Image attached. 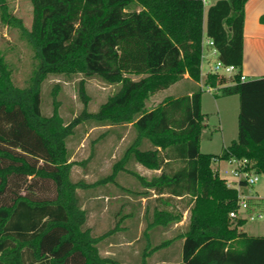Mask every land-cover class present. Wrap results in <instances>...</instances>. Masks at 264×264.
<instances>
[{
  "label": "trees",
  "instance_id": "16d2710c",
  "mask_svg": "<svg viewBox=\"0 0 264 264\" xmlns=\"http://www.w3.org/2000/svg\"><path fill=\"white\" fill-rule=\"evenodd\" d=\"M138 1L144 9L137 13L125 11L134 0H29L28 29L7 0H0V23L18 31L37 62L26 86L19 88L0 53V264H120L98 251L118 224L93 236L77 191L114 183L129 161L156 170L164 158L183 166L173 175L135 177L144 190L189 197L180 264H264V236L238 231L245 219L229 217L238 209V191L212 167L214 160L245 158L256 174L264 175V78L240 81L247 0L210 5L205 32L202 0ZM259 22L264 25V14ZM204 34L213 41L218 59L238 69L232 85L214 75L204 80L212 87L225 85L221 97L239 98L237 139L219 155L200 152V87L193 85L190 96L169 97L152 110L146 108L151 95L184 75L200 82ZM79 75L117 88L96 112L84 109L69 123L55 100L51 115L43 116V82ZM82 123L131 124L134 133L111 174L93 184L71 180L74 162L67 140ZM144 141L152 148L141 149ZM179 219V214L156 211L151 224L165 227Z\"/></svg>",
  "mask_w": 264,
  "mask_h": 264
},
{
  "label": "rangeland",
  "instance_id": "374dc122",
  "mask_svg": "<svg viewBox=\"0 0 264 264\" xmlns=\"http://www.w3.org/2000/svg\"><path fill=\"white\" fill-rule=\"evenodd\" d=\"M7 2L12 13L20 18L24 26L29 29L32 20V7L29 0H7ZM0 53L11 69L12 83L19 88L25 87L37 62L33 59L32 50L19 36L18 31L1 23ZM215 60L216 57L214 56L209 58L211 64ZM207 69L206 65L203 71L206 72ZM202 78L204 81L205 76ZM226 81L229 85L230 80L227 79ZM80 82H82V98L79 94ZM116 88L104 84L97 78H84L79 75L66 80L62 77L51 76L41 86V114L43 116L51 115L52 103L55 100L59 115L65 123H69L79 117L84 109L89 113L96 112ZM201 100L204 127L200 135V152L219 155L224 148L237 139L239 98L237 95L221 97L220 92L216 90L210 93L202 91ZM123 133L121 128H113L110 131L104 127H93V124L90 123H82L76 126L74 134L67 140L70 161L74 162L71 180L83 179L86 183L91 184L109 174L112 164L121 157L124 149L128 146V141L132 138V130H129L125 141L120 144L119 136ZM127 168L134 170L133 163L130 162ZM257 177L256 184L245 188L243 192L244 196L248 197L260 196L261 204L259 207L256 206L258 211L255 212L249 205L247 206L248 212L243 209L239 210L242 218L245 219V224L241 230L249 236H264V175L260 174ZM123 179L125 185L122 187L131 191L140 189L135 178L127 175L125 178L122 173L119 174L117 182H121ZM89 192V190L77 191L82 203L85 202ZM96 192L104 195H124L126 193L118 185L107 187L100 185ZM250 202L253 201L250 200ZM258 214H260V218H258ZM111 220L112 224L106 228L113 227L114 222L119 218L113 214ZM161 253H166V251H161Z\"/></svg>",
  "mask_w": 264,
  "mask_h": 264
},
{
  "label": "crops",
  "instance_id": "0c3cea01",
  "mask_svg": "<svg viewBox=\"0 0 264 264\" xmlns=\"http://www.w3.org/2000/svg\"><path fill=\"white\" fill-rule=\"evenodd\" d=\"M216 1L217 0H207V3L203 4L204 32L208 7ZM143 9V5H141L138 0H134V4L130 5L129 9L125 11H135L138 13ZM262 14H264V0H247L244 5L243 49L241 66V74L245 77V81L264 78V25L260 24L259 22V18ZM207 40L209 39H207L204 34L202 40V53L206 56V58H208V62H210L209 58H211V47L206 44ZM206 65L207 63L205 62L204 64L201 63V75L205 73L203 69ZM202 79L203 78L201 76V81ZM193 85L199 87V83L193 82L188 78L187 75H184L183 79L179 82L173 84L165 90L158 91L151 95V100L149 98V100L146 102V108L148 110H152L169 97L178 98L185 95L190 96ZM104 128L110 131H112L113 128H121L124 133L119 136V142L122 144L125 141L129 130H131V124L115 127L104 126ZM133 138L134 133L132 131V138L130 141H128V146L132 142ZM151 148V145L147 141H144L141 146V149L143 150ZM164 152L165 151H162L161 155H163ZM123 153L121 154V157ZM130 162L133 163L134 170H129L127 168V165ZM113 164L110 168L109 174L106 176L111 174ZM182 166V163L174 159L164 158L163 164L159 169L150 170L138 163L129 161L125 165L124 170L117 173L114 183L104 184L105 187L118 185L121 190L126 192L124 195H104L102 193H97L96 190H98V186L100 185L91 186L87 189L90 192L88 193L85 202L82 203L80 200V203L81 208L87 213L86 227L90 229L91 234L93 236H99L118 224V230L98 244V251L102 257L114 259L120 264L181 263L182 245L184 242V238H182V236L185 233L188 225L189 197L186 195L175 196L168 192L158 194L153 190H144L141 188L138 179L135 177V174L148 180L154 176H159L161 173L173 175ZM224 166L225 165L221 161H218L216 164L212 165L213 169L218 171L220 169H225ZM122 173L124 174L125 178L126 175L135 178L140 189L131 191L122 187L125 185L124 179L121 180V182H117L119 174ZM231 188L236 189L238 194H241V196L247 200L250 208H252L255 212L258 211L257 207H259L261 204L260 196H244L243 190L247 187L233 186ZM250 200L253 202H250ZM114 208L117 209L115 210ZM162 210L179 214V221L169 224L165 227L152 226L151 223L153 215L156 213V211ZM113 214H116L119 220L114 222L113 227L106 228L112 224L111 217ZM238 217L242 218L240 211L238 212ZM241 229L242 227H240L238 231L244 232ZM161 239L163 240L161 241ZM166 241H169L168 244L163 245V243ZM164 250L166 253H161V251Z\"/></svg>",
  "mask_w": 264,
  "mask_h": 264
},
{
  "label": "built area",
  "instance_id": "2783aa9c",
  "mask_svg": "<svg viewBox=\"0 0 264 264\" xmlns=\"http://www.w3.org/2000/svg\"><path fill=\"white\" fill-rule=\"evenodd\" d=\"M203 4L207 3V0H202ZM206 44L211 47V56L216 57V60L213 64L208 62V58L202 53L201 56V63L204 64L207 63L208 69L202 77L205 76V79L208 75H214L218 80L220 79H225V80H230L229 85H232L234 83L233 77L237 74L238 69L233 66V65H227L221 62L218 59L217 51L214 48V44L212 40H207ZM240 81L244 82L245 77L241 74L240 75ZM228 83V82H227ZM227 83L225 85H227ZM217 82L216 87H212L211 85L204 84V81L200 80L199 82V87L202 91H206L208 93L212 91L220 90L221 87L225 86ZM218 161L223 162L225 165V169H220L219 171L214 169L215 172L220 176H223V178L228 187H252L253 185L256 184L258 181V174L255 173L253 169V163L249 161L248 159L242 158V159H237V158H230L228 160H214L213 164H216ZM247 200L239 194V201H238V209L236 212H231L229 214V217L231 219L237 218L238 217V212L240 209H243L245 212H247ZM258 218H260V214L257 215ZM252 220V218H251Z\"/></svg>",
  "mask_w": 264,
  "mask_h": 264
}]
</instances>
